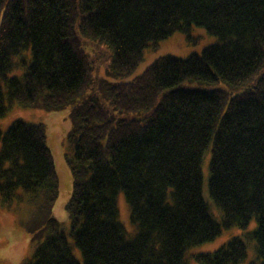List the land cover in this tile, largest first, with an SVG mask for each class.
I'll list each match as a JSON object with an SVG mask.
<instances>
[{
	"label": "trees",
	"instance_id": "obj_1",
	"mask_svg": "<svg viewBox=\"0 0 264 264\" xmlns=\"http://www.w3.org/2000/svg\"><path fill=\"white\" fill-rule=\"evenodd\" d=\"M192 25L217 40L201 53L159 56L131 80L107 78L132 73L145 48L176 31L193 39ZM89 43L110 50L107 77L96 74ZM13 103L71 109L66 233L52 216L59 180L45 126L16 119L0 129L3 204L22 199L19 189L39 203L25 264H81L74 246L83 264H186L189 248L252 220L244 235L264 264V0H0V116ZM209 149L221 221L202 194ZM121 192L131 238L118 218ZM246 256L241 236L193 254L201 264Z\"/></svg>",
	"mask_w": 264,
	"mask_h": 264
},
{
	"label": "rangeland",
	"instance_id": "obj_2",
	"mask_svg": "<svg viewBox=\"0 0 264 264\" xmlns=\"http://www.w3.org/2000/svg\"><path fill=\"white\" fill-rule=\"evenodd\" d=\"M190 36L182 31H176L169 37L161 40L156 47H147L144 49L142 61L136 69L124 77H107L105 74L106 66L110 61V50L105 46H94L86 44L85 48L92 54L96 50L97 71L98 76L107 77L112 81H127L133 79L140 74L147 65L154 59L165 54H172L178 57H185L190 53H201L203 48L215 42L217 37L208 33L203 27L192 25L190 28ZM28 61L31 59V50H26ZM23 73L22 68H16L12 74L20 75ZM222 87L228 89L223 84ZM239 90H232L235 93ZM70 107L59 110H48L38 107L22 106L18 103L10 105L9 110L4 116H0V129L7 130L13 121L21 119L32 123H42L46 129V143L52 152L54 164L59 180L58 196L52 206V216L56 218L66 233L69 231V218L66 204L70 198L73 186V176L70 166L67 162V156L72 153V147L68 143L67 134L71 129ZM210 149L204 152L201 170H202V194L207 203L209 212L218 221H221L223 213L215 204L209 194V160ZM24 196L22 199L13 202L10 206H6L2 202L0 195V264H25L29 260L37 247L34 242V236L29 231L28 222L34 217L35 211L39 208V203L31 200L30 197L22 190H18ZM118 206V218L122 223L125 233L128 237L135 235L136 229L131 221V209L124 193H118L116 197ZM49 214V213H48ZM256 222L252 220L246 230L237 226L223 229L222 232L210 241L192 246L185 253L186 264H201L193 258V254L198 252H211L218 249L231 238L241 236L245 239L247 245V256L239 264H250L251 262L260 263L261 258L257 252V244L254 239L246 238L245 232L255 228ZM72 252L76 259L83 264L81 251L77 247L72 248Z\"/></svg>",
	"mask_w": 264,
	"mask_h": 264
}]
</instances>
